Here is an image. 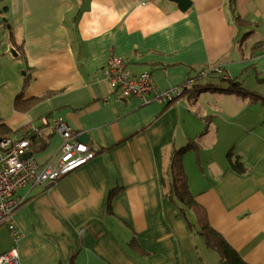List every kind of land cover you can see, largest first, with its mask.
<instances>
[{
    "label": "crops",
    "instance_id": "0c3cea01",
    "mask_svg": "<svg viewBox=\"0 0 264 264\" xmlns=\"http://www.w3.org/2000/svg\"><path fill=\"white\" fill-rule=\"evenodd\" d=\"M190 1L184 11L174 0H7L0 117L13 129H37L52 113L43 127L50 132L61 115L88 134L83 143L96 155L54 185L18 189L20 237L0 227V254L17 247L21 264H209L202 240L166 196L172 153L195 143L184 157L190 188L246 261L264 264V106L248 86L264 81V0ZM112 54L129 75L151 72L162 91L181 94L172 103L122 97L103 74ZM218 75L228 84H214ZM230 79L256 100L223 90ZM20 92L53 94L23 112L15 105ZM61 143L55 132L33 156L56 159ZM230 153L245 172L231 167Z\"/></svg>",
    "mask_w": 264,
    "mask_h": 264
},
{
    "label": "built area",
    "instance_id": "2783aa9c",
    "mask_svg": "<svg viewBox=\"0 0 264 264\" xmlns=\"http://www.w3.org/2000/svg\"><path fill=\"white\" fill-rule=\"evenodd\" d=\"M103 74L110 86L122 97L135 96L143 103L156 101L172 103L181 94L179 88L162 91L151 72L138 76L129 75L123 57L112 54ZM55 132L62 138L59 155L40 163L33 156L25 157L29 150L27 139H0V227L7 225L12 236L19 238L20 231L14 221L15 211L24 203L16 197L18 189L25 185H54L58 180L83 166L96 155L91 147L79 140L66 119L57 115L54 121ZM0 264H21L17 247L0 254Z\"/></svg>",
    "mask_w": 264,
    "mask_h": 264
},
{
    "label": "trees",
    "instance_id": "16d2710c",
    "mask_svg": "<svg viewBox=\"0 0 264 264\" xmlns=\"http://www.w3.org/2000/svg\"><path fill=\"white\" fill-rule=\"evenodd\" d=\"M3 1L5 0H0V3ZM4 12H7V6H5L3 9H0V13L3 17V22L5 24H8V18L6 15H4ZM235 18L239 19L238 14H235ZM11 40L13 46L16 48L18 53L23 55L22 46L16 43L12 32ZM261 49H263L262 43L256 45L255 50ZM28 79L29 77L26 74L25 84L27 83ZM211 86L212 85L207 84L206 87L195 90L194 97L196 98V96L201 90H204L207 87L212 88ZM223 90L234 92L245 97H249L251 100H256V98L253 97L256 95L251 91L247 90L246 88L242 87L241 83L237 81V79H230L229 85ZM52 94L53 93L46 92L41 95L24 98L23 93L20 92L15 99L16 109L19 111L26 112L33 108L37 103L43 101ZM259 101L264 106V95L259 98ZM50 114L52 113H49V115L46 116L47 124L41 125L37 129H34L29 124L17 129H13L8 126L6 122L0 117V139H27L29 141V150L32 152L33 155L38 152H41L48 147L52 136L55 134V125H53V128L50 132H45L43 128L44 126L50 124ZM195 147V143H189L187 146L177 149L172 153L170 165L167 171V180L169 181V187L166 190V196L170 199L171 202L178 206V208L186 216L194 234L202 240L201 245H203V247L207 249L215 251L218 254L220 262L222 264H225V262H227L226 264H260L246 261L242 253L235 249L228 242V240L214 228L210 221L206 207L197 200L196 194L190 188L189 176L184 166V157L190 149ZM228 160L232 168H235L237 169V171L242 173L246 171L244 162L241 161L240 157L237 156L233 159L232 153H230L228 155ZM117 192L118 189L114 188L109 193L107 200L109 213L113 212L112 203L113 198L116 196ZM192 214L194 215V220H192L191 218ZM132 243L136 250H138L139 252L146 253L141 249L140 246H138L135 239L132 240ZM198 247L200 248V244H198Z\"/></svg>",
    "mask_w": 264,
    "mask_h": 264
},
{
    "label": "rangeland",
    "instance_id": "374dc122",
    "mask_svg": "<svg viewBox=\"0 0 264 264\" xmlns=\"http://www.w3.org/2000/svg\"><path fill=\"white\" fill-rule=\"evenodd\" d=\"M7 4H8L7 0L1 2V3H0V9H3L5 6H7ZM5 13H6V12H4V15L7 14L6 16L8 17V16H9V13H6V14H5ZM1 16H2V15H1ZM2 18H3V17H2ZM9 19H10V18H9ZM3 30H4L3 26L0 25V31L2 32ZM5 30H6V33H5L4 43H3L4 48H6L7 45L9 44V35H10L9 32L7 31V29H5ZM211 77L214 78V79L216 80L214 84H218V83H220V84H222V86L228 84L227 81L222 80V75L211 76ZM226 78H227V77H226ZM259 78H264V75L261 74V75L259 76ZM251 82H252V81H250V82L248 83L249 88H250L251 90H253L254 92H256V93L258 94L259 98L262 97V96L264 95V81H261V82H260L261 84H251ZM247 88H248V87H247ZM216 96H217V97H221V94H216ZM210 101H211L210 99H207V100H204V101H202V102H204L205 105H208L207 103L210 102ZM259 102H260V101H257V106H258V107H260V106H259ZM260 105H261V104H260ZM261 109H263V112L261 113V114H263V118H262V120H263V119H264V108H261ZM221 118L224 119L225 121H228V119H226V118H224V117H222V116H221ZM216 156H217V153H216ZM192 162H193V161H192ZM192 162H191V163H192ZM200 249H202V254H203L204 258L207 260V262H208L209 264H215V263H217V257H218V255H217V253H216L215 251L208 250L207 248L202 247V246L200 247Z\"/></svg>",
    "mask_w": 264,
    "mask_h": 264
},
{
    "label": "water",
    "instance_id": "95a60500",
    "mask_svg": "<svg viewBox=\"0 0 264 264\" xmlns=\"http://www.w3.org/2000/svg\"><path fill=\"white\" fill-rule=\"evenodd\" d=\"M174 1H176L179 4L180 8L182 10H184V11L187 10L190 7V5H191V1L190 0H174ZM79 140L82 141V142H86L87 143V142H89L90 138H89L87 133H82L81 135H79ZM31 155H32V152L28 151L25 154V157L27 158V157H29ZM226 263L227 262H225V264Z\"/></svg>",
    "mask_w": 264,
    "mask_h": 264
}]
</instances>
